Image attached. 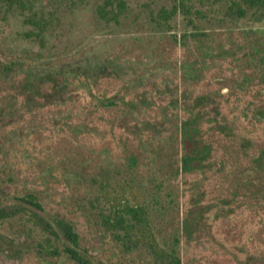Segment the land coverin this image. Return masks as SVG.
<instances>
[{
	"label": "rangeland",
	"instance_id": "obj_1",
	"mask_svg": "<svg viewBox=\"0 0 264 264\" xmlns=\"http://www.w3.org/2000/svg\"><path fill=\"white\" fill-rule=\"evenodd\" d=\"M24 1L49 24L28 38L0 0L1 205L69 221L92 264H159L152 243L264 264V22L237 0H123L116 18L109 0ZM127 206L144 216L131 250L100 224ZM47 238L24 212L0 220V264H78Z\"/></svg>",
	"mask_w": 264,
	"mask_h": 264
},
{
	"label": "trees",
	"instance_id": "obj_2",
	"mask_svg": "<svg viewBox=\"0 0 264 264\" xmlns=\"http://www.w3.org/2000/svg\"><path fill=\"white\" fill-rule=\"evenodd\" d=\"M5 2L7 7L16 6L22 14L25 16L26 24L31 26V30L25 33V36L28 38H38V40H43L44 31L48 26V20L45 19L42 15H37L32 11L30 6L27 7V3L24 0H2ZM117 8H111L109 11L106 9V6H112V1L109 0L106 4L99 6L98 11L102 15H109L112 18H116L118 13L125 10L126 5L123 0H117ZM244 4L242 5L241 4ZM236 13L241 15L246 14V12L251 10L258 21L264 22V0H237L233 6L229 8ZM183 12L187 16L191 11L189 6L180 2L177 5L172 6L171 9H166L162 7L157 12V17L155 16V21L157 23L165 22L174 16L177 12ZM27 12V13H26ZM31 13V14H30ZM192 22L191 20H189ZM8 68V66H5ZM3 69V67H2ZM111 105L112 101L107 100L103 105ZM183 138L185 136L183 135ZM202 148V147H198ZM197 148V149H198ZM192 157V156H191ZM20 201H23L27 204H30L32 207L37 210H42L40 204L36 201V198L33 193H26L22 197L18 198ZM0 203V220L8 219L14 217L18 214L29 216V221L32 222L36 227H38L49 239L51 235L54 238H59L65 242L63 247V253L66 254L71 260L75 261L78 264H92L84 255H82L77 247L79 245L78 238L79 235L75 232L73 225L60 217H55L52 221L46 219L44 215L36 213L34 210H29L28 208H23L22 203H16L11 205H1ZM111 207L113 206L110 205ZM109 208V211L104 212L103 210L100 224L110 232L115 233L121 240L122 245L125 250H131L141 244L142 234L137 230L138 227L143 224L144 216L141 217V212L138 211L137 207L127 206L124 207L121 211H115L114 209ZM143 209V208H142ZM140 212V213H139ZM47 238V239H48ZM48 239V240H49ZM151 250L154 254H157L156 259H159V264H180V260L176 255L175 246H171L168 249H161L162 247L155 246L153 243L150 245ZM152 253V254H153ZM105 264V263H100Z\"/></svg>",
	"mask_w": 264,
	"mask_h": 264
},
{
	"label": "flooded vegetation",
	"instance_id": "obj_3",
	"mask_svg": "<svg viewBox=\"0 0 264 264\" xmlns=\"http://www.w3.org/2000/svg\"><path fill=\"white\" fill-rule=\"evenodd\" d=\"M198 142H199V140L194 139V149L191 151V154L188 156V158H192L194 155L197 154V152H199L200 150H202V148H198V147L201 146V145H198Z\"/></svg>",
	"mask_w": 264,
	"mask_h": 264
}]
</instances>
